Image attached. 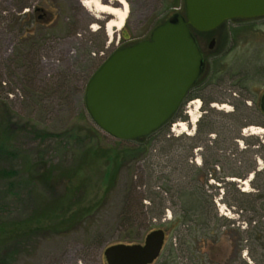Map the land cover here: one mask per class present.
<instances>
[{
  "label": "rangeland",
  "instance_id": "rangeland-1",
  "mask_svg": "<svg viewBox=\"0 0 264 264\" xmlns=\"http://www.w3.org/2000/svg\"><path fill=\"white\" fill-rule=\"evenodd\" d=\"M124 1V22L108 37L105 25L113 17L85 7L80 0H0V264H106L104 248L117 243L121 235L138 234L135 243H143L147 227L173 218L169 201L160 219L148 222L145 216L130 224L121 217L128 184L134 182L137 195L143 193L145 149L152 146L156 153L162 132L142 143L114 138L94 124L84 103L88 79L115 49L148 38L173 12L184 11L183 0ZM100 3L121 8L117 3ZM34 7L44 10L43 23H28L24 29L32 34L22 33V28L13 26L14 16L18 11L31 14ZM205 36L203 69L191 90L198 97L180 105L176 114L184 120L176 116L161 131L167 129L166 137L191 136L205 116L220 130L225 126L221 113L233 110L232 102L241 92L252 109L242 121L239 136L255 135L264 142L262 135L249 130L264 128L259 109L264 92V16L225 20ZM204 100L210 101L205 108ZM208 108L218 114H210ZM186 111L198 116L196 122L191 123ZM178 122L186 124L184 132L178 130ZM215 136L211 133L207 138ZM233 143L226 149L233 152L234 161L229 162L233 168L251 161L257 170L263 168L264 149L256 152L250 146L249 151L239 153L246 146L240 138ZM186 144L184 139L177 142L178 157ZM202 154L201 147L192 148L188 160L200 165ZM117 155L118 161L122 159L121 170L108 187ZM75 166L78 172L72 175ZM217 170V175H223ZM252 177L253 173L242 179L225 177V182L234 180L239 189L257 195L250 184ZM208 184L212 186L207 190L216 194L219 214L229 219L227 229L245 228V211L236 212L220 201L229 185L214 179ZM91 206L86 220L69 224L73 225L69 232L48 231L49 226L62 222L64 226L68 216ZM167 241L165 236L164 245ZM219 243L215 249L220 256L236 253L230 235ZM164 248L152 264L162 260ZM174 253L178 264L187 262L179 250ZM241 257L250 260L245 252Z\"/></svg>",
  "mask_w": 264,
  "mask_h": 264
},
{
  "label": "trees",
  "instance_id": "trees-1",
  "mask_svg": "<svg viewBox=\"0 0 264 264\" xmlns=\"http://www.w3.org/2000/svg\"><path fill=\"white\" fill-rule=\"evenodd\" d=\"M35 10L43 9L34 7L31 14H22L18 11L17 15L14 16L13 26L22 28V33L27 31L26 33L31 35L32 31L25 30L24 27L28 23L37 25L43 23L42 19H38V14ZM195 31L191 29L192 33ZM198 33L206 38L205 35L209 31ZM31 45L35 46L36 41L32 40ZM204 60L203 56L202 69ZM199 77L187 92L184 98L185 101L192 99L196 95L191 90L199 80ZM246 100H249V98L240 92L232 102L233 110L229 113H221V116L225 118V126L220 130H215L214 120L209 118V116H205L197 124L195 134L191 136L166 137V134H168L167 129L161 131L166 123L172 121L176 116H179L182 120L185 119L184 116L176 114V111L165 124L149 135L130 139L131 141L142 143L153 134L162 132L158 151L156 153L153 152L151 150L152 146L145 149L147 151V161L145 163L146 177L142 182L144 186L143 193L137 195L135 190L137 185L131 181L126 187L121 209V217L129 221L130 224H133L139 217L146 219L145 216L148 217V222H150V219H160L166 207L165 203L167 201L171 203L170 210L173 218L166 223L156 226L150 225L145 231L147 233L161 228L165 232V236H168V241L164 245L163 258L156 264H178L179 262L175 260V249L179 250L180 256L187 258V262L182 264H264V218H262L264 217V179L262 181L258 180L260 176H264V166L262 169L257 170L255 162L251 161L235 169L229 164V162L234 161L233 152H226L229 146L234 145L233 140L235 138H240L246 146L239 150V153L249 151L250 146L256 152H261L264 149V142L257 136H239L238 131L243 125L242 121L252 109L251 106L245 103ZM209 102L204 100V108L207 107ZM207 112L218 114L211 108H208ZM211 133H215L214 139L207 138ZM181 139L186 140L187 144L183 147V155L178 157L175 149L177 148V142ZM195 147L203 149L200 165L188 160V157L191 156L192 148ZM236 150L237 148L235 147ZM162 157H165V159L161 162L160 159ZM118 158L119 156L117 155L113 160L114 164L110 173L108 187H112L119 176L122 159L118 161ZM217 168L223 175H217ZM49 171H52V169H49ZM77 172L78 168L75 166L70 173L74 175ZM251 173H253V177L250 180V184L257 190V195L239 189L235 185L234 180L225 182V177L242 179ZM210 179L229 185L230 193L229 191L223 192L220 201L236 212L242 213L245 211V228L227 229L230 223L229 219L219 214L215 201L216 194L207 190L209 185L212 186V184H208ZM143 200H147L148 205L142 204ZM92 207H89L85 212H74L67 217V224L64 226V222L58 223V225L53 224L48 227V231L54 234L69 232L72 230L71 226H73L69 224L75 222L79 224L86 220V216H88ZM248 214L249 216L247 217ZM227 234L232 238V245L236 253H233L229 258H224L219 255L222 254L220 251L216 252L217 249L215 248L221 245L219 243L220 238L222 239ZM138 236V234L134 235L132 232H127L119 237L117 243H135ZM242 252H245L250 260L241 257Z\"/></svg>",
  "mask_w": 264,
  "mask_h": 264
},
{
  "label": "water",
  "instance_id": "water-1",
  "mask_svg": "<svg viewBox=\"0 0 264 264\" xmlns=\"http://www.w3.org/2000/svg\"><path fill=\"white\" fill-rule=\"evenodd\" d=\"M183 6V13L156 25L148 38L115 49L88 79L85 107L104 133L123 140L147 136L178 110L202 69L191 29L206 32L225 20L264 16V0H183ZM259 107L264 115V92ZM164 242L165 232L157 228L143 243L105 247L103 256L106 264H151Z\"/></svg>",
  "mask_w": 264,
  "mask_h": 264
},
{
  "label": "bare ground",
  "instance_id": "bare-ground-1",
  "mask_svg": "<svg viewBox=\"0 0 264 264\" xmlns=\"http://www.w3.org/2000/svg\"><path fill=\"white\" fill-rule=\"evenodd\" d=\"M120 3L121 8H114L108 5H103L100 3L98 0H84L82 4L87 7H94L97 10L104 12L108 15H111L113 18L109 19L105 25L106 33L108 37L112 36L113 28L119 29L125 19L126 16V10H127V5L124 0H115ZM197 103V101L195 102ZM222 108H225V106H222ZM190 115V121L191 123L196 122L197 120V115L193 113H188ZM176 126L179 128L180 132H184L186 130V124L184 122H178L176 123ZM249 130H251V133L253 134H260L264 137V128L262 127H250Z\"/></svg>",
  "mask_w": 264,
  "mask_h": 264
},
{
  "label": "flooded vegetation",
  "instance_id": "flooded-vegetation-1",
  "mask_svg": "<svg viewBox=\"0 0 264 264\" xmlns=\"http://www.w3.org/2000/svg\"><path fill=\"white\" fill-rule=\"evenodd\" d=\"M83 0H80V2H82ZM100 2H104V3H107V2H109V3H111V4H114V3H117V4H120V3H118V1H115V0H99ZM121 7V6H120ZM36 12H37V14H38V19H42L43 17H42V13L43 12H41L42 10H35ZM179 12H173L171 15H169L168 16V18L167 19H169V18H171V17H173L174 15H176V14H178ZM49 15V13L47 12V16ZM166 19V20H167ZM229 20H231V19H229ZM229 20H226V21H229ZM165 21V20H164ZM151 32V31H150ZM207 32V31H206ZM193 34H194V36H195V38H196V40H197V42H198V44H199V47L201 48V51H202V46H203V43H204V41H205V37H204V35H201L200 33H198L197 31H195V32H193ZM209 45V44H208Z\"/></svg>",
  "mask_w": 264,
  "mask_h": 264
}]
</instances>
